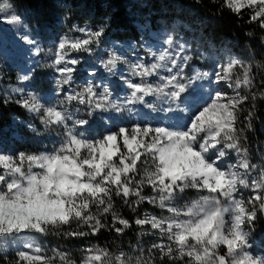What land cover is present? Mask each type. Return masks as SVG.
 Returning <instances> with one entry per match:
<instances>
[{
    "label": "rangeland",
    "instance_id": "1",
    "mask_svg": "<svg viewBox=\"0 0 264 264\" xmlns=\"http://www.w3.org/2000/svg\"><path fill=\"white\" fill-rule=\"evenodd\" d=\"M251 1L264 13V0H226L234 7ZM137 29L138 47L110 40L102 58L90 57L78 51L87 46L89 30L79 29L50 46V38L27 23L23 6L0 0V65L25 67L32 92L20 95L23 114H12L7 136L0 135V201L35 204L30 211L0 208L9 232L6 242L12 241L27 260L39 258L43 264H264V230L256 236L253 229L264 200V148L259 166H248L240 142L232 137L248 64L227 44H211L173 23L159 20L154 26L137 24ZM32 57L40 63L35 70L28 64ZM35 72L42 84L31 81ZM0 89L12 93L1 73ZM49 119L52 127L38 124L48 125ZM125 123L128 129L122 130ZM97 129L125 132L128 149L144 141L140 178L153 190L141 196L148 206L132 224L146 236L148 250L158 251L155 261L136 247L115 246L102 262L95 245L85 242L76 249V262L66 244L44 234L68 211L60 193L40 183L14 197L19 192L7 188V173L30 170L40 181L48 180L52 158L21 151L8 156L6 151L11 155L16 149L8 139L49 138L48 154H87L95 147ZM166 180H177L175 193L159 191ZM183 188L190 190L185 196ZM23 232L24 240L18 237Z\"/></svg>",
    "mask_w": 264,
    "mask_h": 264
},
{
    "label": "trees",
    "instance_id": "2",
    "mask_svg": "<svg viewBox=\"0 0 264 264\" xmlns=\"http://www.w3.org/2000/svg\"><path fill=\"white\" fill-rule=\"evenodd\" d=\"M12 1L23 6L27 23L35 27L38 35L42 33L49 37L50 46L56 47L59 40L78 33L79 29L89 30L91 33L86 38L87 46L78 51L90 57L102 58L105 53L103 48L110 40L138 47L137 24L154 26L159 20L173 23L185 32L189 30L211 44H227L232 53L240 55L248 64L247 88L237 103L232 137L240 142L247 165L259 166L264 148V13L257 11L256 2L234 7L226 0ZM28 64L35 70V64L39 67L40 63L32 57ZM0 73L12 92L8 94L0 89V135L5 138L7 130L11 128V115L23 114L20 95L28 97L32 96V92L26 87L25 67H8L4 64L0 65ZM36 74L31 81L42 84L36 79ZM38 124L48 128L53 123L49 119L48 125ZM122 127V130L128 129L126 123ZM117 131L97 129L94 134L97 141L91 152L72 154L66 159L54 157L48 161L51 182L47 179L40 181L30 170L9 175L14 180L9 187L11 191L15 189L29 193L27 191L34 190L41 183L44 189L55 190L65 199L69 205L66 215L52 221L44 234L49 241L66 244L68 255L76 262V249L85 242L95 245L102 262L109 259L115 246H126L128 249L136 247L140 254L152 261H155L156 258L152 257L158 253L157 250H148L143 243L146 236L132 224L137 212L148 206L141 196L153 190L148 181L140 178L139 165L146 156L143 153L144 141L134 149H128L123 141L125 132ZM8 140L16 148L11 157L17 156V151L23 154L28 152V156L31 153L38 155L41 151H49L53 144L49 138L29 141L23 138L22 142ZM109 166L113 167L111 175L106 174ZM176 181L166 180L157 188L164 193H175ZM189 191L183 188L181 195L185 196ZM19 194L22 193L12 195ZM4 204L12 210L21 208L30 211L35 207L31 200L23 203L1 200L0 208ZM260 214L259 209L256 216L258 225L253 224L256 236L264 230V216L260 217ZM119 221L126 224L120 225ZM4 222L0 220V264H43L39 258L27 260L13 248L12 241L6 242L9 232L8 228L3 229ZM26 232L30 233L29 230ZM26 232L18 234V237L24 240ZM138 239L140 243H136ZM198 244L204 246L201 240ZM217 254L222 257L221 252Z\"/></svg>",
    "mask_w": 264,
    "mask_h": 264
},
{
    "label": "built area",
    "instance_id": "3",
    "mask_svg": "<svg viewBox=\"0 0 264 264\" xmlns=\"http://www.w3.org/2000/svg\"><path fill=\"white\" fill-rule=\"evenodd\" d=\"M23 153V152H22ZM40 153V155L42 156H47V155H51V157L52 158H50V159H53L54 157H57V158H59V155H56L55 153H52V154H43V152L41 151V152H39ZM25 154H27V153H25ZM61 156H67V157H69V156H71L70 154H62ZM45 166V165H44ZM251 168V167H250ZM43 169V168H42ZM10 174H12V173H7L4 177H5V181H6V184H7V188H9L11 185H13V182H14V180L12 179V178H10L9 177V175ZM46 175H47V177H48V179H50V180H52V178H51V176H50V174H48V173H46ZM14 191H17V190H15L14 189ZM17 192H21V191H17ZM21 193H24V191H22Z\"/></svg>",
    "mask_w": 264,
    "mask_h": 264
},
{
    "label": "bare ground",
    "instance_id": "4",
    "mask_svg": "<svg viewBox=\"0 0 264 264\" xmlns=\"http://www.w3.org/2000/svg\"><path fill=\"white\" fill-rule=\"evenodd\" d=\"M43 152V154H48V151H42ZM3 155H4V153H3ZM6 155H8V156H11L10 154H8V151H6ZM26 156L28 155V152H27V154H25ZM32 155H35V156H37V157H39V156H41L40 154H38V155H36V154H32ZM32 155H30V156H32ZM60 157H67V156H59V158ZM49 161H50V159H49ZM46 165V164H45ZM38 169V168H37ZM35 176V175H34ZM5 178V177H4ZM49 180V179H48ZM5 181V180H4ZM51 181V180H50ZM8 189H10V188H8ZM12 190V189H11ZM25 194V193H24ZM17 196H21V195H14V197H17ZM23 196V195H22Z\"/></svg>",
    "mask_w": 264,
    "mask_h": 264
},
{
    "label": "water",
    "instance_id": "5",
    "mask_svg": "<svg viewBox=\"0 0 264 264\" xmlns=\"http://www.w3.org/2000/svg\"><path fill=\"white\" fill-rule=\"evenodd\" d=\"M260 212H261V215H264V200L262 201L260 205Z\"/></svg>",
    "mask_w": 264,
    "mask_h": 264
}]
</instances>
